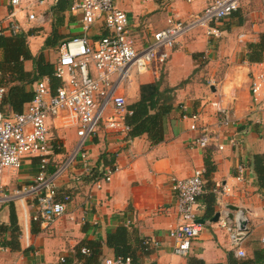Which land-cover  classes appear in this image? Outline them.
Returning a JSON list of instances; mask_svg holds the SVG:
<instances>
[{"label": "crops", "instance_id": "0c3cea01", "mask_svg": "<svg viewBox=\"0 0 264 264\" xmlns=\"http://www.w3.org/2000/svg\"><path fill=\"white\" fill-rule=\"evenodd\" d=\"M58 1L46 0L35 8V13L45 18L42 23L29 21L24 10L16 13L21 30L30 31L27 42L33 55L42 49L53 26L61 35V43L82 34L80 13L70 10L69 0ZM211 1L152 0L142 4L116 0L115 5L127 13L134 43L142 47L150 41L153 32L166 26L168 17L186 20ZM10 10L9 0H0V20ZM218 27L221 36L214 39L207 37L202 28L187 32L177 40L165 64L153 65L147 72L133 75L126 85L128 104L139 98V86L143 83L162 78V89L176 87L163 141L152 144L148 136L142 134L128 142L122 133L100 127L84 142L90 172L85 173L78 165L57 181L58 197L68 193L71 200L66 213L48 227L33 220L36 207L30 200L23 205L19 201L0 204V226L3 225L0 227V264H100L105 257L115 255L105 239L107 233L118 226L129 231L135 264H197L200 261L228 264V254L232 251L226 233L219 227L218 220L211 221L218 210L212 189L223 184L230 188L224 196L228 213H232L229 205L251 211L252 232L245 243L244 257L264 248L261 242L264 238V188L259 187L250 165L253 154H264V95L256 102L252 100L249 78L260 60L247 58V45L258 42L264 32V2L241 0L239 8L220 21ZM105 33L102 24L97 22L89 36L94 39ZM59 47L44 49L45 59L54 64ZM24 68L33 71V61L25 60ZM218 99L231 107L237 120L226 129L224 149L193 146L197 131L188 128L189 120L182 116V106H186L187 113H199L200 123L208 124L217 118L214 103ZM3 109L10 108L5 105ZM49 127L50 137L54 135L52 149L61 145L60 152L53 150L50 171L69 154L78 137L76 127L65 126L62 121H49ZM231 135L239 141L238 145L228 144L227 138ZM238 163L247 166L245 181L236 179ZM110 165L117 167L111 181L96 189L95 178ZM38 166V157H25L17 173L3 175L5 188L28 183ZM195 168L205 171L204 193L198 199L197 208L198 219H203L204 223L189 253L183 257L173 253L174 241L169 236L178 222L171 183L173 177H187ZM209 210L214 213L207 217ZM11 211L16 214L15 224L9 221ZM144 238L156 239L159 246L143 250ZM82 247L89 248L90 253L83 254Z\"/></svg>", "mask_w": 264, "mask_h": 264}, {"label": "built area", "instance_id": "2783aa9c", "mask_svg": "<svg viewBox=\"0 0 264 264\" xmlns=\"http://www.w3.org/2000/svg\"><path fill=\"white\" fill-rule=\"evenodd\" d=\"M46 0H9L12 10L0 20V36L14 35L21 30L16 13L24 10L32 22H44V16L35 13V8ZM115 0H69L70 10L80 13L82 34L65 40L58 48L54 63V76L60 84L51 90L47 77L38 79L33 86V97L20 112H0V204L19 201L22 205L30 200L36 207L33 220L48 227L66 213L71 200L68 193L59 198L57 181L70 170L81 166L89 173L91 166L85 140L102 127L107 131L122 133L128 142L130 127L126 116L131 111L125 96L128 81L133 75L147 72L153 65L165 64L177 40L187 32L202 28L207 37L221 36L220 21L235 12L241 0H212L201 12L191 14L186 20L168 17L166 26L152 33L146 45L136 47L131 36L127 13L117 8ZM147 3L152 0H123ZM264 2V0H262ZM100 22L106 33L98 38L89 36L92 26ZM249 88L254 102L264 95V59L250 73ZM212 83V81H209ZM5 92L0 86V98ZM217 118L212 123H200L197 112L187 113L183 105V117L189 120L188 128L197 131L193 146L218 150L225 147L226 129L237 123L229 105L218 99ZM62 121L65 126L76 127L78 140L67 156L49 171L52 149L49 121ZM228 144L235 146L239 141L231 135ZM58 144L55 148L60 149ZM27 156L38 157L36 174L26 184L13 189L5 188V172L15 174ZM117 170L115 165L105 168L94 180V187L100 189L111 181ZM236 179L245 181L247 166L236 165ZM204 169L195 168L183 178L173 177L171 187L175 193L178 222L169 231L173 239V253L186 256L191 243L201 231L197 222L198 199L204 193ZM215 195L219 218L218 225L226 233L229 247L237 257L246 255L245 243L252 232L251 211L238 208L228 217L224 196L230 188L223 184L212 189ZM264 245V238L261 240ZM143 250L158 247L156 239H142ZM264 250V248H263ZM83 254L90 249L82 247ZM60 260L64 262V258ZM100 264H135L131 256L113 255L105 257Z\"/></svg>", "mask_w": 264, "mask_h": 264}, {"label": "trees", "instance_id": "16d2710c", "mask_svg": "<svg viewBox=\"0 0 264 264\" xmlns=\"http://www.w3.org/2000/svg\"><path fill=\"white\" fill-rule=\"evenodd\" d=\"M62 0H59L60 2ZM64 1V0H63ZM66 1V0H65ZM158 2L162 0H156ZM58 6V3H57ZM29 32L20 31L14 35L0 36V86L4 87L5 92L0 98V112H20L24 105L33 97V89L27 88L38 79L47 77L50 82L51 90L54 91L60 84L57 77L54 76V64L47 61L43 50L60 46L61 35L57 32L55 26L49 37L44 41L42 49L33 55L30 51L27 37ZM264 53V32L261 33L259 41L247 45V58L249 61H262ZM32 60L34 64L33 71H26L24 61ZM162 78L150 83H143L139 86V98L128 104L131 111L126 116V123L130 127L129 135L139 136L146 134L152 144L160 143L164 140L166 121L169 111L174 101V90L176 87H160ZM8 105L10 109L4 110L3 106ZM56 146V143L54 144ZM60 152L61 149H54ZM250 165L256 175L257 183L260 188H264V154H253L250 159ZM52 171V170H50ZM209 210L207 217L213 214ZM10 223L17 222L14 211L10 213ZM1 228L3 227L0 226ZM106 245L113 249L115 255L131 256L135 261L136 256L131 248L129 231L124 226H118L109 231L105 239ZM143 249V248H142ZM228 264H264V250L256 249L249 257H236L232 252L228 254ZM189 264H192L189 262ZM197 264H206L200 261Z\"/></svg>", "mask_w": 264, "mask_h": 264}, {"label": "water", "instance_id": "95a60500", "mask_svg": "<svg viewBox=\"0 0 264 264\" xmlns=\"http://www.w3.org/2000/svg\"><path fill=\"white\" fill-rule=\"evenodd\" d=\"M228 208L231 210V212H233L234 210L237 209V207L233 206V205H229ZM232 215H233V213H229L228 217L232 218ZM218 218H219V212L217 211V212L214 213L213 217L211 218V221H217ZM197 222L200 223V224H203L204 220L203 219H197Z\"/></svg>", "mask_w": 264, "mask_h": 264}, {"label": "rangeland", "instance_id": "374dc122", "mask_svg": "<svg viewBox=\"0 0 264 264\" xmlns=\"http://www.w3.org/2000/svg\"><path fill=\"white\" fill-rule=\"evenodd\" d=\"M114 4H116V0L114 1ZM194 30V29H193ZM192 31V30H191ZM57 54V53H56ZM55 54V55H56ZM51 137L54 139V135L52 134Z\"/></svg>", "mask_w": 264, "mask_h": 264}]
</instances>
